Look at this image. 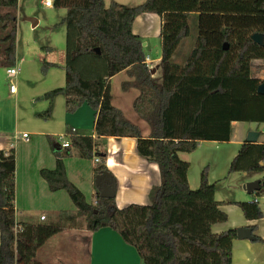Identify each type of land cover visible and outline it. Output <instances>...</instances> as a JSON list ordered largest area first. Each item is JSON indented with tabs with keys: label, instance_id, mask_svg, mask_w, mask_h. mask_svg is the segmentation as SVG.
Masks as SVG:
<instances>
[{
	"label": "trees",
	"instance_id": "16d2710c",
	"mask_svg": "<svg viewBox=\"0 0 264 264\" xmlns=\"http://www.w3.org/2000/svg\"><path fill=\"white\" fill-rule=\"evenodd\" d=\"M53 8L66 12L60 23L66 29L65 83L37 99L50 105L62 96L66 114L87 105L94 115L93 135L135 139L137 155L157 165L160 183L149 190L146 205L118 208L114 198L101 199L96 190L95 201L88 203L65 175V148L55 151V167L41 170L40 176L51 192L67 194L76 213L48 223H16L14 150L0 151V264H43L35 259L37 250L63 229L76 228L79 218L89 232L113 231L142 264H231L236 229L212 232L227 221L220 207L232 204L246 220H259L262 212L254 199L262 191L251 202H219L207 168L200 172L198 187L191 189L189 163L178 155L193 153L204 141H229L231 122L264 124V95L256 93L262 80L251 75L253 69L260 71L253 62L264 61V0H145L134 7L115 2L106 6L104 0H55ZM17 9L18 0H0V59L7 68L15 65ZM145 14L160 21L159 82L145 64L142 39L133 33L136 19ZM191 17L197 35L178 65L173 56L191 35ZM255 33L263 35V45L250 39ZM54 67L59 65L44 64ZM127 69L134 77L130 85L139 90L132 107L149 127L146 137L111 104L109 79ZM50 111L41 115L48 118ZM70 132L66 130L71 147L81 158H98L94 182L95 175L108 172L107 153L90 148L83 137L88 133ZM234 172L264 173V144L243 143L228 167V173ZM15 225L20 227L16 234ZM251 241L261 239L252 235Z\"/></svg>",
	"mask_w": 264,
	"mask_h": 264
},
{
	"label": "crops",
	"instance_id": "0c3cea01",
	"mask_svg": "<svg viewBox=\"0 0 264 264\" xmlns=\"http://www.w3.org/2000/svg\"><path fill=\"white\" fill-rule=\"evenodd\" d=\"M147 15L150 14L139 16L133 26V33L139 35L140 38L142 37L140 30L139 28L137 30V27L135 26L137 24L139 25L140 29H143L145 27L144 18H146ZM150 16L152 19L158 21L159 26L154 32L158 35L160 21L157 16ZM146 45V42H144L142 47ZM174 58L175 55L173 56V59ZM146 59L148 61L145 62L146 66L148 67L149 63H151L152 66L149 69L150 75L152 77L154 76L160 78V70L158 67L160 59L155 60L154 64L151 60H149L148 57H146ZM253 63L255 65H264V61L259 60L254 61ZM256 77L258 79H262L261 75L257 74ZM133 82L134 77L130 74L128 69L121 71L120 73L111 77L109 79L111 104L115 108L119 109L127 120L137 125L141 130L140 121L143 120L138 117L132 107L133 101L139 95L138 88L130 85ZM117 84L121 90V95L115 102V98L112 94V85L116 86ZM123 84H127L128 86L123 89ZM57 98L50 105L48 102L43 105L42 109H48L50 107V115L48 118L43 119V123L34 122V130L31 134H29L30 136L28 137L27 141L18 138L21 136L18 130V121H14L10 131H6V129L0 127V151L5 152L10 149L14 150L18 140H21L23 144H27L29 148L36 146L38 142V146H40L39 149H41L39 151L32 149V152H28L29 154L26 157V161L31 158L33 165L31 162L29 165L33 172L30 176L26 175L24 177L25 182L23 187L20 185L19 177L17 176L15 178L14 210L16 223H36L39 221L45 222L47 219L46 216L40 215L39 221H35L37 216L34 217V221L28 222L25 220L24 214L22 213L23 210H21L20 206V200L22 202H27V200L23 199V196L24 198L28 199L29 203L32 205L37 202L45 204L52 214V219L50 220L51 222L56 221L59 216L65 215L63 209L60 208V204L58 202H54L57 194H59L61 191L51 192L48 189L45 181L41 178L40 171L44 169L52 170L55 167V151H64L65 148L60 147L59 139L64 137V135H67V129H74L79 133H88L87 135H83V137L86 138L90 148L93 149V151L94 149L98 151H106L107 156L105 159V166L108 172L116 180L117 186L115 205L118 208H123L130 204H148L149 190L151 187L158 186L160 183L159 171L156 164L149 163L137 155L136 140L133 138H96L93 135V111L85 104H83L72 114H66L64 107L62 111H57ZM263 126L264 124L239 121L231 122L229 141L223 143L216 142L217 144L225 147L227 163L230 164L232 159L236 156L241 145L247 142L246 137L250 131H255L258 133L257 141L254 143L264 144ZM141 134L143 137H146L149 134V127L147 131L141 130ZM67 137V142L70 143V136L68 135ZM67 149H69V153L62 159L65 171L67 170L68 166H72L74 164L78 165L81 164L83 160H86V158H81L78 155L77 150L73 147L70 146ZM193 153L189 155H192ZM14 161L16 174L19 170V161L15 150ZM188 163V184L191 189H196L199 185V177L196 179L194 175H190L191 161L188 160ZM94 166L95 163L92 166V169ZM37 174L39 179L36 177ZM235 174H240V177L234 178L238 184L233 186V193L231 195H227L225 197L222 196L221 198L217 199V192L215 189V199L217 201L223 203L251 202L253 198L256 197L255 192L251 194L247 193L243 189V185L247 182L257 179H262L264 181V179L261 177L264 175V173L235 172ZM88 175L89 173H87V177L89 178L90 176ZM91 177L93 184V173ZM67 178L70 180V182H73V180H71V178L68 176ZM76 187L83 193L80 187ZM89 188L92 196V200L89 203H93L96 197L95 187L93 190L91 187ZM262 195L260 197H256L259 209L262 212V218L259 220H246L239 208L235 205H222L220 207V210L227 215V221L223 224H217L213 226V233L218 234L237 228H248L255 226L256 230L252 232V235H256L261 239V242H252L251 240L246 239L233 240L231 264H264L263 192ZM41 217H43V220L40 219ZM79 219L77 220L76 228L63 229L62 231L48 238L45 243L37 250L35 259L43 264H142L136 251L132 247L126 245L113 231L108 228H103L96 232H89L85 229V225H81L79 223Z\"/></svg>",
	"mask_w": 264,
	"mask_h": 264
},
{
	"label": "rangeland",
	"instance_id": "374dc122",
	"mask_svg": "<svg viewBox=\"0 0 264 264\" xmlns=\"http://www.w3.org/2000/svg\"><path fill=\"white\" fill-rule=\"evenodd\" d=\"M144 1L104 0L106 6L115 2L125 4L128 7L137 6ZM65 13V9L63 8H43L39 5L38 0H18L14 66L19 69V72L12 78V83L15 86L14 94L9 92L8 77L6 75L7 67L1 65L0 59V127L6 129V131L12 129L14 121H18L19 134L23 132L27 135L31 134L34 130V122L43 123V118H46L41 115L47 110L46 108L42 109L46 101L37 99V97L47 91L64 86L63 66L65 63L66 29L60 23L65 17ZM147 16L144 18L145 27L143 29H140L137 24L135 27H137V30L138 28L140 30L142 43L146 42L147 44L143 47L145 57H148L154 64L155 60L160 59L161 54V41L158 35L154 33L159 25L157 20L152 19L150 15ZM32 20L36 22L34 23ZM33 23L35 24L34 26H32ZM189 23L191 35L181 41L173 59V62L178 65L184 63L194 45L197 35V28L193 17L190 18ZM46 63H54L59 65V67L46 69L44 68V64ZM255 66L260 67V71L257 72L253 69L251 75L256 77L258 74L263 79L264 65L257 64ZM154 79L157 82L160 81L159 77H154ZM112 94L116 102L117 98L121 95L118 84L116 86L112 85ZM57 99L56 110L62 111L64 107L63 97L59 96ZM140 127L142 131L148 130V125L144 121H140ZM67 139V135H64L63 141H67ZM15 146L14 150L19 161V170L15 174V178L19 177L20 185L23 187L25 182L24 177L26 175L30 176L33 172L29 165L30 162L32 164L31 158L26 161L28 152H32V149L35 151L41 149H39L38 142L36 146L29 148L21 140H18ZM178 156L182 161H191L190 175H194L196 179L199 177L200 172L204 168H207L209 183H216L217 199L233 193V186L238 184L234 178L240 177V174H235V172L233 174L228 173L229 163H227L224 146L213 141H204L200 143L198 149L192 155L180 153ZM93 160H83L81 164L68 166L65 171V175L73 180L71 182L82 189L84 198L88 203L92 200L89 187L92 190L94 189L91 177L93 173L92 166L94 165ZM87 173H89V178L87 177ZM36 177L39 179L38 174ZM261 177L264 179V175ZM262 192L264 193V181L262 183ZM23 199L27 200V202L20 200L25 220L28 222L34 221V217L37 216L35 221H39V216L44 215L47 218L44 223L51 222L52 214L45 204L37 202L32 205L24 196ZM54 202L60 204V208L63 209L65 215L76 213L75 207L64 191L57 194ZM63 223H69V221H64ZM79 223L85 225L83 218L79 219Z\"/></svg>",
	"mask_w": 264,
	"mask_h": 264
},
{
	"label": "water",
	"instance_id": "95a60500",
	"mask_svg": "<svg viewBox=\"0 0 264 264\" xmlns=\"http://www.w3.org/2000/svg\"><path fill=\"white\" fill-rule=\"evenodd\" d=\"M33 21V20H32ZM34 23L36 21H33ZM32 24L34 26L35 24ZM250 39L258 44L263 45V35L262 34H252L250 36ZM143 45V43H142ZM223 50L227 49V44H224L222 47ZM97 53H99V50H95ZM256 93L259 95H264V78L262 79L261 83L257 85ZM264 131V126H263ZM258 133L255 131H250L247 134L246 141L249 143H254L257 141ZM262 179H257L251 182H247L243 185V189L251 194L257 191H262ZM116 180L115 178L107 171L101 172L94 177V187L95 190L98 193V196L101 199H115L116 195ZM236 239L237 240H251L252 239V231L249 228H237L236 229Z\"/></svg>",
	"mask_w": 264,
	"mask_h": 264
},
{
	"label": "built area",
	"instance_id": "2783aa9c",
	"mask_svg": "<svg viewBox=\"0 0 264 264\" xmlns=\"http://www.w3.org/2000/svg\"><path fill=\"white\" fill-rule=\"evenodd\" d=\"M55 0H38L39 5L43 8H52L53 4H54ZM145 62H148L147 59L145 60ZM151 63L148 64V69H150ZM19 72V69L16 66H12L6 69V75L8 77V84H9V92L11 94L15 93V86L12 83V78L15 77ZM75 132L74 129H71L70 134H73ZM68 136V135H67ZM29 135H27L26 133H22L21 136H19L18 138L23 139V140H28ZM60 147L61 148H68L71 146V144L67 141H63V137H61L60 139ZM4 155H6V153H4ZM98 162V158H94V163ZM254 202H257V199H254ZM41 220H43V217L40 218ZM14 233L16 234L18 231H20V227L15 225L13 228Z\"/></svg>",
	"mask_w": 264,
	"mask_h": 264
}]
</instances>
